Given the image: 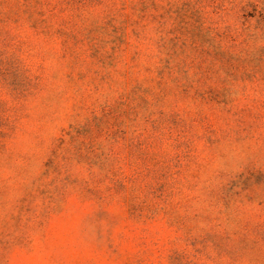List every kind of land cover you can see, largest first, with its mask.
<instances>
[{"label": "rangeland", "instance_id": "obj_1", "mask_svg": "<svg viewBox=\"0 0 264 264\" xmlns=\"http://www.w3.org/2000/svg\"><path fill=\"white\" fill-rule=\"evenodd\" d=\"M0 264H264V0H0Z\"/></svg>", "mask_w": 264, "mask_h": 264}]
</instances>
